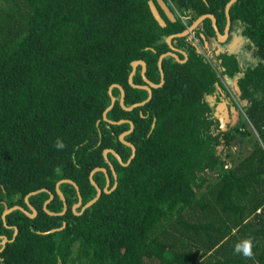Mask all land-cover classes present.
Returning a JSON list of instances; mask_svg holds the SVG:
<instances>
[{
    "label": "trees",
    "instance_id": "1",
    "mask_svg": "<svg viewBox=\"0 0 264 264\" xmlns=\"http://www.w3.org/2000/svg\"><path fill=\"white\" fill-rule=\"evenodd\" d=\"M229 1L164 0L172 22L157 0H0V264H264V0L229 8V33L239 29L254 65L241 67L234 51L216 56L218 48L209 61L198 49L205 39L209 47L217 41L207 18L194 33L199 45L191 36L172 39L186 60L162 59L164 84L147 103L126 111L112 88L106 118L126 122L102 119L113 84L124 89L125 107L147 99L128 82L132 62L144 61L147 79L159 84L166 38L204 14L223 34ZM132 82L144 85L141 66ZM230 109L235 118L223 123ZM128 121L134 128L124 139L136 152L122 166L103 151L128 161L131 149L119 140ZM57 139L64 149L54 146ZM243 144L246 152L234 154ZM109 163L116 188L74 214L79 196L81 206L96 196L93 169L105 168L113 187ZM63 179L79 196L61 184L67 210L58 215L55 185ZM92 179L106 186L103 172ZM40 189L28 198L35 217L15 209L2 219L5 207L31 213L25 196ZM50 193L46 207L55 215L43 210ZM249 236L250 259L233 251Z\"/></svg>",
    "mask_w": 264,
    "mask_h": 264
},
{
    "label": "water",
    "instance_id": "2",
    "mask_svg": "<svg viewBox=\"0 0 264 264\" xmlns=\"http://www.w3.org/2000/svg\"><path fill=\"white\" fill-rule=\"evenodd\" d=\"M235 1H236V0H230V1L226 4V6H225L226 25H225V28H224L223 34H221V33L219 32V30H218V28H217V26H216V19L214 18V16L211 15V14H204V15L198 17L197 19H195V20L192 22V24H191L190 26H187V27L185 28V30L182 31L181 33L173 34V35H170V36H168V37L166 38V43H167V45H168L170 51L167 52V53H165V54H162V55L159 57V60H158V68H159L160 75H161V76H160V79H161V80H160V83H159V84H157V85H156V84H153V83H151V82L147 79V77H146V63H145L144 61H142V60H138V61H134V62H132V64H131V66H132V72H131L130 75H129L128 82H129V84H130L132 87H134V88L136 87V88H140V89H144V90H146L147 93H148V97H147V99H146L145 101H143V102L135 103V104H133V105L130 106V107H125V105H124V95H125V93H124V89H123L120 85H118V84H113V85H111V86L109 87V89H108V93H109V95H110V97H111V104H110V106H109V107L103 112L102 119H103L104 121L110 123V124H121V123L126 122V120H120V121H118V122H112V121H109V120L106 118L107 112H108L109 110H111V108L114 106V103H115V98L113 97V95H112V93H111L112 88H118L119 91H120V94H121V96H120V101H119L120 106H121L124 110H126V111H131L133 108H135V107H139V106H143L145 103H147V102L152 98V89L159 88V87H161V86L164 84V73H163V69H162V59H163L164 57H166V56H171V57L175 58V59H176L178 62H180V63L185 62V60H186V54H185L183 51H181V50L175 48V47L172 45V39H173V38H176V37H186V36H189V35H191V34H194V32H195L196 30L199 29V27H200V25L202 24V22H203L205 19L209 18V19L211 20V22H212V27H213L214 30H215L217 42L222 43V42L227 38V36H228V34H229V31H230L231 20H230V16H229V8H230V6H231ZM157 2H158V5H159L160 9L164 12L165 16H166L170 21L174 22V21H175V16H174L173 12L170 10L169 6L164 2V0H157ZM148 4H149V8H150L151 14L153 15L154 19L157 21V23H158L161 27H165V26H166L165 20H164L163 17L161 16V14H160V12H159L157 6L154 4L153 1H149ZM204 44H205V46H207V41H206V39H205V41H204ZM177 53H182V54L185 56V59H184V60H180L179 57H178V55H177ZM215 54L218 55V54H219V51H215ZM137 66H141V76H142V79H143V82H144V85H142V86L134 85L133 82H132V77H133V75H134V73H135V70H136ZM233 88H234L235 92L239 94V87H238L236 81L233 82ZM128 122L130 123V130H129V131H126V132H123V133L120 134V136H119V140H120V142L123 143L124 145L128 146V147L131 149V156H130V158L128 159V161H127L126 163H123L121 157H120V156H119L114 150H112V149H105V150L103 151V157H104L106 160H108V159H107V155L110 153V154H112V155L116 158V160L118 161V163L121 164L122 166H127V165L131 162V160L134 158V156H135V152H136V149H135L134 145H133L132 143L126 141V140L124 139L125 136H127V135L133 130V128H134L132 122H131V121H128ZM153 127H154V125L152 126V129H153ZM109 166H110V169H111V171H112L113 177H114V179H115V183H114L113 187H112V188H109L110 181H109V178L107 177V170H106L105 168H95V169H93L92 172H91L90 175H89V179H90V183H91V185L94 186V188H95V190H96V196H95L94 199H92L91 201L87 202V203H86L85 205H83V206H81V199H80V196H79V189H78V186H77L73 181L68 180V179H63V180L58 181V182L56 183V185H55V191H56V194L61 198V200H62V202H63V210H62L61 213H58V215H63V214L66 212V210H67V204H66V201H65V197L63 196L62 192H61L60 189H59L60 185L63 184V183H69V184L73 185L74 188H75V190L77 191V194H78V196H79V200H78V203L75 204V205L72 207V211H73V213L76 214V215L81 214L86 208H88V207H90L91 205H93V204H94V203L100 198V196H101L102 193H110V192H112V191L116 188V186H117V182H116V178H117V177H116V173H115V170H114L113 166H112L110 163H109ZM99 171H100V172H103V173L106 175V178H107L106 186H105L103 189H100V188L98 187V185H97V184L94 182V180L92 179L94 173H95V172H99ZM45 190H46V189H40V190H38V191L31 192V193H29V194H27V195L25 196V202H26L27 206L29 207V209L31 210V213L27 212L26 210H24V209H23L22 207H20V206H14V207H12V208L5 207V209H4V211H3V214H2V219L4 220V219H5V216H6L7 214H9L11 211L15 210V209H19V210H21L22 212H24V213H25L28 217H30V218L35 217L36 214H37V212H36L35 208H34L32 205H30V203H29V201H28V198H29L30 196H33V195L37 194L38 192L45 191ZM52 198H53V195L50 193V194H49V199L46 200L45 203H44V205H43V210H44L47 214H49V215H55L54 213L50 212V211L47 209V207H46L47 204L52 200ZM79 207H81V211L78 213V212L76 211V209L79 208ZM64 226H65V224H63V226H62L61 228H58V229H52V230L46 232V234H47V233H53V232H55V231L61 230V229L64 228ZM16 232H17V230L15 229V233H14V235L16 234ZM3 239H4V241H7L6 238L3 237ZM2 245H4V242L2 243Z\"/></svg>",
    "mask_w": 264,
    "mask_h": 264
},
{
    "label": "rangeland",
    "instance_id": "3",
    "mask_svg": "<svg viewBox=\"0 0 264 264\" xmlns=\"http://www.w3.org/2000/svg\"><path fill=\"white\" fill-rule=\"evenodd\" d=\"M245 39L241 38L240 37V34H239V29H235L232 33H229L227 38L219 44V42H215V47H210L211 48V52L210 53H206L204 54V51L203 49L200 47V51L204 54V55H207L208 54V60H212V56H213V50L214 48H218L217 51L221 50V49H225V50H229V51H234L238 54L239 56V63H240V66L243 67V66H252L254 65L256 62H257V59L254 58L253 56L250 55V52L247 51V49H244V44H245ZM209 46V45H208ZM213 67H216L214 64V62L212 63ZM224 85L226 86V88L231 91V88L230 86H228L226 83H224ZM241 112H242V109H241ZM237 112H234L233 109H230L229 111H225L224 115L222 116V121L223 123H225L228 119H229V116H230V119H234L235 118V114ZM236 148V149H235ZM235 148L232 149V151H234V154H236L237 152L241 151L242 150V153H245L246 152V149H248V146L247 145H241L240 147L239 146H236Z\"/></svg>",
    "mask_w": 264,
    "mask_h": 264
},
{
    "label": "clouds",
    "instance_id": "4",
    "mask_svg": "<svg viewBox=\"0 0 264 264\" xmlns=\"http://www.w3.org/2000/svg\"><path fill=\"white\" fill-rule=\"evenodd\" d=\"M200 28V27H199ZM197 31V30H196ZM195 33V32H194ZM194 35V34H193ZM189 36H191V35H189ZM199 42V41H198ZM198 45H199V43H198ZM209 44H208V42H207V46H205V44H204V46L202 47V46H200L199 45V47H198V49L200 50V47L202 48V49H205L204 50V53L206 54V53H210L211 52V46L209 47L208 46ZM217 51V50H216ZM215 53V52H214ZM217 56V55H216ZM213 62H214V59H213ZM222 79H224V78H222ZM224 80H222V83L224 84L225 83V81L223 82ZM227 84V83H226ZM228 85V84H227ZM229 86V85H228ZM234 89V88H233ZM229 91V90H228ZM56 148H57V150H62V149H64L65 148V144L63 143V141L62 140H60V139H57V141H56V143H55V145H54ZM253 246H254V241H253V238L251 237V236H249V237H247L246 239H244L242 242H239V243H237L235 246H234V249H233V251H234V253L235 254H239V255H242L243 257H245V258H252V256H253Z\"/></svg>",
    "mask_w": 264,
    "mask_h": 264
},
{
    "label": "built area",
    "instance_id": "5",
    "mask_svg": "<svg viewBox=\"0 0 264 264\" xmlns=\"http://www.w3.org/2000/svg\"><path fill=\"white\" fill-rule=\"evenodd\" d=\"M184 19H185V18H182V20H184ZM191 37L193 38L194 43L198 45V43H199V42H198V39H197L193 34H191ZM206 57H207V59H209V58H208V54L206 55ZM223 82H224V81H223ZM225 87H226V86H225Z\"/></svg>",
    "mask_w": 264,
    "mask_h": 264
}]
</instances>
